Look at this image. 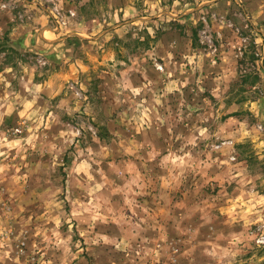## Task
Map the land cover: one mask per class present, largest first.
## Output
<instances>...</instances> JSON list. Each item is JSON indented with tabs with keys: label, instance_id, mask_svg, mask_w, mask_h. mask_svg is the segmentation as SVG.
<instances>
[{
	"label": "rangeland",
	"instance_id": "rangeland-1",
	"mask_svg": "<svg viewBox=\"0 0 264 264\" xmlns=\"http://www.w3.org/2000/svg\"><path fill=\"white\" fill-rule=\"evenodd\" d=\"M0 264H264V0H0Z\"/></svg>",
	"mask_w": 264,
	"mask_h": 264
},
{
	"label": "trees",
	"instance_id": "trees-1",
	"mask_svg": "<svg viewBox=\"0 0 264 264\" xmlns=\"http://www.w3.org/2000/svg\"><path fill=\"white\" fill-rule=\"evenodd\" d=\"M5 40L8 41V42L10 41V39H8V38H6Z\"/></svg>",
	"mask_w": 264,
	"mask_h": 264
}]
</instances>
